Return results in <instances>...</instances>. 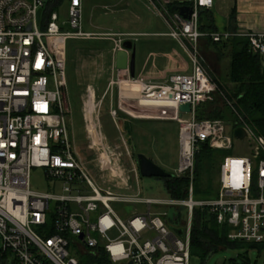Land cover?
I'll use <instances>...</instances> for the list:
<instances>
[{"label":"built area","instance_id":"obj_1","mask_svg":"<svg viewBox=\"0 0 264 264\" xmlns=\"http://www.w3.org/2000/svg\"><path fill=\"white\" fill-rule=\"evenodd\" d=\"M49 1L0 0V264H96L101 252L111 264H189L193 212L200 206L210 207L218 223L229 225L230 240L264 243V136L247 125L238 127L245 130L251 153L237 155L224 120L196 116L197 107L212 101L218 89L200 63L202 38L221 42L247 37L251 50L264 62V32H202L200 12L211 9L214 0H150L161 14L171 17L168 35L187 53L192 72L146 80L132 76L129 68L116 67V53L127 39L137 40V34L86 32L82 0H69L67 20H61L59 10L49 11ZM172 1L192 7L190 18L171 14ZM96 36L111 37L115 45L112 74L103 94L96 95L92 86L86 89L96 117L93 122L86 117L82 98L86 147L92 152L86 159L76 151L69 132L67 47L69 40ZM106 98L118 128L120 111L179 124V167L174 175L189 176L188 199L126 196L94 182L90 168L103 183L118 189H131L133 175L136 179L140 175L124 129L119 128L121 135L114 141L104 132L101 112ZM184 104L190 105L189 112L180 111ZM204 142L233 153L221 164L219 197L198 201L193 195L195 157ZM34 168L44 169L47 179L59 183L52 185L53 192L32 189ZM115 204L145 209L124 217ZM163 205L176 211L185 208L182 226L169 222V213L160 210ZM179 228L182 235L175 231Z\"/></svg>","mask_w":264,"mask_h":264},{"label":"rangeland","instance_id":"obj_2","mask_svg":"<svg viewBox=\"0 0 264 264\" xmlns=\"http://www.w3.org/2000/svg\"><path fill=\"white\" fill-rule=\"evenodd\" d=\"M155 1V0H154ZM156 2V1H155ZM157 3V2H156ZM68 4L67 2L59 9L61 20H67ZM82 26L84 31L95 33L111 32H132V33H155L168 30V24L163 15L159 13L158 8L150 0H83ZM69 29V27H67ZM133 40L134 48L130 50L131 57L135 56V72L142 79L159 81L163 77L172 74L182 73L190 74L192 72V63L179 43L170 36H157L154 34H139ZM80 45L94 46L93 43H85L79 40H69L67 48V66L66 73L69 81V98L72 107V114L69 119V132L72 139H75V148L79 154L88 159L91 158L92 152L86 147L85 122L81 104V90L78 84L82 76H88L87 80H92L93 76L100 72L104 59L88 62L91 58L87 55L85 63L76 55V48ZM206 40L200 43V63L206 67L212 79L218 78L219 81L232 88L233 84L227 80V74L230 63V49H224L223 59H219L217 50L213 47L206 48ZM92 57V56H91ZM98 80L100 77H96ZM82 82H86L83 77ZM97 90L102 95L105 86L100 85ZM218 98V96H217ZM107 103L109 98L104 100L101 112V123L107 137L114 141L121 135V130L112 121L107 112ZM107 105V106H106ZM85 111V110H84ZM137 116V114H135ZM132 122L133 134L131 136V145L128 144V137L125 134V140L132 152L134 149L137 154L144 153L158 165L163 167L167 172L174 174L179 167V124L176 121L135 118L128 115ZM226 132L233 137V150L237 155H249L251 153V143L248 138L235 137V119L228 115L224 120ZM115 124V125H114ZM116 137V138H115ZM233 153V152H232ZM231 154V153H229ZM228 154V155H229ZM225 156L218 158V163L214 169L213 183L219 187V163L223 162ZM138 163V161H137ZM91 176L94 182L103 189L116 192L118 194L133 196L139 193L143 198H155L160 200H169L171 197L166 189L163 179L155 177H146L139 175L136 179L133 175L131 189L115 188L111 183H103L98 177L95 169L90 168ZM59 185L46 178L45 170L34 168L31 176V187L38 192H53L52 185ZM58 183V184H57ZM114 207L123 212L122 216L127 217L133 211H143V205L133 204H115ZM154 210H157L156 208ZM161 211H167L171 218L174 217L176 209L169 205L160 207ZM184 216L186 210L184 209ZM174 226H179L173 223ZM244 257L249 259V264H264V249H232L227 248L210 255L205 262H202L198 256H192L189 264H235L231 260L235 259L240 264Z\"/></svg>","mask_w":264,"mask_h":264},{"label":"trees","instance_id":"obj_3","mask_svg":"<svg viewBox=\"0 0 264 264\" xmlns=\"http://www.w3.org/2000/svg\"><path fill=\"white\" fill-rule=\"evenodd\" d=\"M69 0H50L49 11L59 10L64 3ZM178 1H172L169 11L175 13V6ZM209 11L200 12L199 29L202 32H214L210 21ZM234 19L232 16L231 21ZM206 40V48L213 47L217 50L219 59L224 57V49L230 50V63L227 80L233 84L232 88H227L218 78L212 80L218 89L213 100L205 102L197 107L196 116L198 119H220L225 120L231 114L235 119V128L249 126L256 135L264 136V62L262 58L251 50L250 40L247 37H232L229 40L215 42L210 37L202 38ZM101 48L100 45H95ZM212 78V77H211ZM218 96V98H217ZM108 105V106H107ZM109 114V104L107 103ZM111 117V115H110ZM129 116L119 112V118L124 121V134L128 137V144L131 145L133 134L132 122ZM112 119V117H111ZM113 121V119H112ZM115 125V124H114ZM116 138V137H115ZM132 155L136 157L134 149ZM232 149H214L209 143H201L195 157V178H194V199L198 201L212 200L219 197V187L213 183L214 169L218 163V158L232 153ZM222 162L219 163V178ZM166 189L171 198L186 200L189 198L190 178L184 176H171L163 179ZM184 207L176 211L174 217H168L170 223L183 225L185 221ZM177 214V215H176ZM191 231V255L198 256L202 262L223 249H264V243H254L245 241H232L229 238L231 228L227 223L220 224L217 214L212 212L208 206L195 207L193 212V223ZM88 259V258H87ZM96 264H111L105 252H101L96 259ZM232 263L237 264L234 259ZM240 264H249V259L244 257Z\"/></svg>","mask_w":264,"mask_h":264},{"label":"crops","instance_id":"obj_4","mask_svg":"<svg viewBox=\"0 0 264 264\" xmlns=\"http://www.w3.org/2000/svg\"><path fill=\"white\" fill-rule=\"evenodd\" d=\"M206 10L209 11L210 21L212 22V26L215 31L224 32V31L240 30L247 32H264V0H214V6L211 9H206ZM177 12L179 11L176 10L175 14ZM232 16H234V19L231 21ZM165 19L168 24V28H169L168 30L155 32V33H138V34L132 32H121V31L111 32V33H131L137 35L154 34L157 36H169L168 33L172 28L173 22L170 16L165 17ZM86 32L94 33V34H105V33H95L91 31H86ZM127 40L133 41L134 39L129 38ZM79 41H84L85 43L91 42L94 44L93 47H91L90 45L89 47L88 45H80L76 48L77 57L81 59L84 63L86 61V58L83 57H86L87 55H89L87 56L88 58H91V60L88 62H91L92 60L93 61L97 60L99 58L105 60L104 64L101 67L100 72H97V74L93 76L92 80H87L88 76H82V78L79 79L78 84L81 90V103H82L84 91L87 89L88 86H92L95 90H100L101 87L100 85L106 86V81L112 74L111 66L113 64V54L111 52L112 49L114 48L115 43H114V39L108 36L107 37L96 36L91 39H84ZM97 44L100 45L101 48L95 47V45ZM95 56L97 59L95 58ZM129 58L131 59L130 51H129ZM98 76L100 78L96 80L97 79L96 77ZM83 77H85L86 82H82ZM167 77H163L159 81L165 80ZM96 93H97L96 95H99L97 91Z\"/></svg>","mask_w":264,"mask_h":264},{"label":"water","instance_id":"obj_5","mask_svg":"<svg viewBox=\"0 0 264 264\" xmlns=\"http://www.w3.org/2000/svg\"><path fill=\"white\" fill-rule=\"evenodd\" d=\"M175 9L179 11V13L184 18H190L191 14L193 13V8L190 6H180L176 5ZM134 48V43L132 40H126L123 44V49L119 50L116 53V67L121 69H127L129 68L131 71L132 76H135V56L129 58V51ZM191 110V107L189 104H184L180 106L181 112H189ZM119 128H124V121L123 119L118 120ZM246 135V132L242 128H236L235 130V137L237 138H244ZM137 161L138 166L140 169V173L143 176L146 177H155L159 179H164L167 177L174 176V174L167 172L163 167L158 165L156 162H154L152 159H150L146 154L144 153H138L137 154ZM175 231L182 235L183 229H175Z\"/></svg>","mask_w":264,"mask_h":264},{"label":"bare ground","instance_id":"obj_6","mask_svg":"<svg viewBox=\"0 0 264 264\" xmlns=\"http://www.w3.org/2000/svg\"><path fill=\"white\" fill-rule=\"evenodd\" d=\"M84 92H85L84 93V97H85V106H84L85 114H86L87 119L91 120L93 122V120H95L96 117H95V114H94L92 103L90 101V97H89V94H88L87 90H85Z\"/></svg>","mask_w":264,"mask_h":264}]
</instances>
